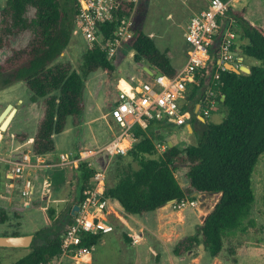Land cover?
Returning a JSON list of instances; mask_svg holds the SVG:
<instances>
[{
  "label": "trees",
  "instance_id": "trees-1",
  "mask_svg": "<svg viewBox=\"0 0 264 264\" xmlns=\"http://www.w3.org/2000/svg\"><path fill=\"white\" fill-rule=\"evenodd\" d=\"M133 8V2L120 0L112 21L101 25L105 40L113 38L119 20L130 15ZM77 12V0H5L0 9V51L3 47L10 50L4 62H0L1 81L3 84L21 81L33 98L42 99V113L29 151L34 155L52 153L54 135L64 130L69 117L75 123L79 119L83 110L84 76L98 70L108 75L114 72L111 57L99 45L85 46L82 75L62 59L61 53L74 36ZM134 13H137L136 7ZM227 14L235 20L240 37L246 40L238 48L241 56L253 60L250 72L236 73L226 68L219 70L218 78H214L220 43L217 39L223 29L218 27L206 65L187 81L190 86L187 100L200 103L198 111L205 121L196 117L190 108L192 104L187 101L182 104L194 124L201 127L196 143L183 149L175 144L169 146L163 132L169 128L159 123L155 126L152 123L146 131L135 127L136 141L125 155L113 158L116 179L112 184L107 182L106 194L129 215L154 211L172 200L218 194L195 233L182 237L174 246L176 255L202 246L211 257H220L227 231L246 230L254 225L251 210L255 197L251 176L264 152V27L245 19L243 11L234 12L231 5ZM15 40L17 46L13 45ZM122 44L134 51L136 62L145 60L156 71L170 76L176 73L167 56L140 28L132 27V36ZM235 47L234 44L232 51ZM205 100L207 105L209 100H217L221 105L224 114L221 122H207L208 117L202 111ZM157 143H165L162 153L157 152ZM182 168L185 169L183 186L175 176ZM75 170L79 201L93 168L81 162ZM2 188L3 174L0 172V194ZM71 207L56 219L51 209L52 223L37 229L33 235V241L40 239L42 243H33L28 254L9 264H51L57 259L61 254V229L64 223L71 222ZM12 214L18 217L20 211L11 213L1 205L0 199V224L9 222ZM8 225L13 227L12 234L19 233V222ZM80 236L79 246L92 247L101 234Z\"/></svg>",
  "mask_w": 264,
  "mask_h": 264
},
{
  "label": "rangeland",
  "instance_id": "rangeland-1",
  "mask_svg": "<svg viewBox=\"0 0 264 264\" xmlns=\"http://www.w3.org/2000/svg\"><path fill=\"white\" fill-rule=\"evenodd\" d=\"M139 1L141 4L144 2V0ZM4 4L5 0H0V9ZM145 7L146 10L143 14V21L140 15L136 17L137 13L133 14V27L134 21L137 27L143 22L141 27L143 31L147 33L152 32L157 42L164 41L167 38H174L179 32L178 23L183 13L177 0H148ZM231 7L234 12H239L242 8H246L247 12L245 18L264 27V0H237L236 2H232ZM219 38H221V34H219L217 39L218 42L220 41ZM70 42L68 47L61 53V57L67 60L72 67L82 75L83 53L87 44L79 35H74ZM17 43L18 41L15 40L13 45L17 46ZM9 53L10 50L3 47L2 51H0V62H4L5 57L8 56ZM251 61L252 60H250V62ZM111 62L114 67V72L111 75H108L105 71L98 70L84 76V89L82 93L83 113L81 119L79 123L74 126L71 124L72 118H68L65 129L54 135L56 151L72 149L77 143L81 146H88V144L89 146H93L92 142L94 139L92 136L98 137V141L95 143H100L110 136V128L113 129V124L110 125L111 127L107 128L108 134L105 129V134L103 135L101 133V131L103 132L102 127L95 116L102 115V120H100L102 125H105V123L111 124L112 121L108 112L118 92L119 82H129L135 79L140 80L143 74V66L134 61V51L127 45L125 46L123 44L118 48L115 55L111 57ZM214 102L211 115L207 118L208 123H219L223 117L221 105L218 104L217 100H214ZM10 103L17 107L18 111L9 128H7L3 134L5 139L2 143L1 151L3 153V151L7 150L10 155L18 156L24 151L30 150L37 123L42 113V99L33 98L31 91L21 81L3 84L0 76V114ZM191 123L195 129L194 132H188L186 125L173 126V128L164 132L166 140L173 142L181 149L195 144L200 135L199 131L201 127L196 124L199 129L198 131L194 121H191ZM17 135H19V137ZM161 144L166 148L165 143ZM158 149L157 152L159 153L165 150L159 149L158 151ZM2 166L3 163L0 164V171ZM184 173V168L175 173L178 182L182 186L184 185ZM114 178L116 179V165H114L113 161L107 171L108 184H112ZM251 180L255 197L251 215L254 220V225L249 226L246 230L236 229L225 233L223 238L224 248L221 253L222 256L219 257L223 264H264V152L259 156L255 164ZM74 192V186L71 184L67 194L72 198ZM217 198L218 194L196 195L194 198L195 205L186 207L182 210V213L191 212L195 217L193 222L194 224L196 223L195 225H193V223L190 225V222L186 225V228L190 230V232L195 229V226L198 225L209 212L217 201ZM29 205L30 208H27L26 206L19 205L17 201L8 205L6 208H8L11 213L16 210L19 211L20 209L22 212L18 217L12 214L9 222L0 224V231H4L5 227L10 222L12 224H14V222L23 224L21 228L25 231L32 226L34 229L40 227L41 224L38 225L37 223L44 218L48 224L52 222L50 216L51 208H49L51 205H48L47 209L39 210L42 212H36L34 210V208L36 209V207H38L36 199L34 202H29ZM117 205L122 209L118 203ZM65 210L66 207L63 209L55 208V211L53 210V215L60 213L59 216H61ZM165 212L172 213L176 212V210H173L167 205ZM121 213L122 212L117 216H115V214L112 215L114 224H117L122 219L119 217L122 215ZM135 217L139 216L135 215ZM66 225L67 223L63 224L61 231L65 229ZM33 243L40 244L42 241L40 239H34L28 246L0 250V264H9L25 256L30 252ZM112 250L113 248L109 245L108 241L106 244L92 246L90 248V255L93 257V260H96L95 264H117V260L113 259L110 255ZM69 259V257L64 258V260L70 262L68 264H80L74 259ZM51 264L57 263L54 260Z\"/></svg>",
  "mask_w": 264,
  "mask_h": 264
},
{
  "label": "built area",
  "instance_id": "built-area-1",
  "mask_svg": "<svg viewBox=\"0 0 264 264\" xmlns=\"http://www.w3.org/2000/svg\"><path fill=\"white\" fill-rule=\"evenodd\" d=\"M128 1L134 3L133 11L119 20L113 38L105 40L101 25L112 21L120 0H77L78 12L74 20L73 35L81 36L90 47L99 45L106 50L108 57L114 56L123 41L132 36V18L137 0ZM234 1L208 0L204 9L190 17L185 33L188 43L186 61L173 76L163 73L156 75L154 70L150 80L117 92L108 113L117 131L105 143L98 147L83 148L77 154L61 153L58 160L50 164L76 167L79 163L86 162L93 168L89 182L82 191L79 208L61 236V254L55 259L57 264L65 257L79 262H84V257H89L91 247L79 246L81 234H105L113 230L110 217L123 211L118 207V202L106 194L107 171L112 159L125 155L136 141L135 127L147 130L153 122L182 126L191 119L189 111L183 109L179 101L185 97L187 81L206 65L209 47L219 27L218 18L227 13ZM235 39L236 33L230 28L222 34L214 78H218V71L226 69L225 65L235 59L232 51ZM214 103V100H209L207 105L205 100L202 109L205 117L210 115ZM156 148L165 149L161 143H157ZM0 159L9 164L11 177L21 179V196L24 199L22 205L28 206L34 185L27 172L43 166L45 162L40 160L39 155L31 152ZM169 204L173 210L179 211L194 206L195 201L183 198L169 201Z\"/></svg>",
  "mask_w": 264,
  "mask_h": 264
},
{
  "label": "crops",
  "instance_id": "crops-1",
  "mask_svg": "<svg viewBox=\"0 0 264 264\" xmlns=\"http://www.w3.org/2000/svg\"><path fill=\"white\" fill-rule=\"evenodd\" d=\"M236 1L237 0H235L234 2ZM177 2L180 4L181 10L183 13L178 23L179 32L176 34L174 38H167L164 41L157 42L152 32L147 33L143 31V29L141 28L143 22H141L140 26L138 27L144 33H146L153 39L156 48L167 56V58L170 61L171 66L176 71H178L184 65L186 61V52L188 48V43L186 42V39H185V33H186L189 19L192 15L204 9L207 6L208 0H177ZM147 3H148V0H144L143 4H141L139 0H137V3H136V8H137L136 17L140 15L142 17V21H143V14L146 10L145 5ZM241 11H243V17L245 18V14L247 12L246 8H242ZM135 23L136 22L134 21V27H137ZM218 24H219V28H223L221 30L222 34L229 28L232 29L234 32L237 31V29L239 30V28L236 26L237 24L235 23V20L227 13L224 16L219 18ZM235 33H236V39H235L234 44L236 47L233 50L235 59L229 63L237 68H239L240 66H243L249 69V72H250V67L253 64L252 62L253 60L250 62L251 60L250 58L241 56L239 54L240 49L238 48L239 45L245 44L246 40L240 37V33L238 31ZM137 63H140L143 66V69H142L143 74H142L141 79L140 80L135 79L129 82L128 81L119 82L118 91L120 89H126L130 85H134L139 82L148 81L151 79L152 74L155 69L149 65L148 69H150V71L152 72L151 74H149L144 69V67L147 66L148 62H146L145 60H140ZM225 67L227 68V65H225ZM240 72L244 73L243 70H240ZM189 91H190V86L186 85L185 94H184L185 97L184 99H181L179 102L181 105L186 101L188 104H192L190 108L193 109V111L196 113V117L200 121L204 122L205 119L201 116V114H199V111H198L200 108V103L192 102V100L190 99L187 100V94ZM82 113L83 112H81V115ZM81 115L79 116V119L77 120L76 123L72 117H69V118H72L71 124L75 126L77 123H79L81 119ZM101 116L96 115L95 118L96 120H99V124L102 127L103 132L101 131V133L104 135L105 129H106V133L108 134L107 128L111 127L110 125H112L113 123L111 124L105 123L106 126L102 125V123H100L101 122L100 120H102ZM191 121L192 120L189 119L188 122L185 124L188 132H194L195 130L194 127L192 126ZM10 124L8 125L7 128H9ZM156 124H158V122H153V126H155ZM159 124L161 126H167V128H169L165 130L163 129V132H165L166 130H170L171 128H173V126H176L174 124H162V123H159ZM195 126H196V129L199 131L197 125ZM110 130H111L110 136L106 140L101 141L100 143H95L98 141V137L92 136V138L94 139L92 142L93 146H89V144L88 146H81L77 143L75 146H73L72 149L58 150V151L54 149L52 153L39 155L40 160L45 162L44 165L27 172V176L32 178L33 185H34V192H33V195L30 197L29 202H34L35 199L37 200L38 207H36V209L34 208L36 212H42L39 210L47 209L48 205H51V207L49 208H51L54 211H55V208L63 209L65 207L67 210V208L70 205L73 206L75 203H79L80 200L77 201L79 186L77 183L76 172H75L76 171L75 169L77 168V166L76 167L50 166V164L52 162H56L58 160L59 154L61 153L77 154V152L83 148L101 146L113 134L116 133L117 128L113 124V129L110 128ZM143 131H146V130H143ZM3 132L4 131H0V143H1V139L4 136ZM2 143H1V146H2ZM171 143L172 145L174 144L173 142ZM29 151H24V152H29ZM0 154H1L0 157L14 156V155H10V153L7 150L3 151V153L1 151ZM2 163H3V166L0 171L3 174V188L0 194L1 205L4 207H7L8 205H11L14 201H17L19 205H22L24 201V199L21 196L22 181H20L21 179L11 177L9 164H7V162L0 159V164ZM71 184L74 186V189H75V192L72 198L71 196H68L67 194L68 189L71 186ZM167 205L168 207L172 208L169 202H167L166 204L155 209L154 211L146 212L141 215L140 214L129 215V214H126L122 210L123 211L121 213L122 215L119 216L122 219L121 220L119 219L120 221L117 224H114V221L111 216L110 219L113 223V230L108 233L101 234L99 240L97 241L95 245L106 244V242L109 241V245H111L113 248L112 252H110L111 253L110 255L112 256L113 259L117 260V264H223L221 260L219 259V257H211L209 253L206 252L202 246H197L193 248L192 250L184 252L181 255H176L173 252L174 246L177 244V242L182 237L189 236L195 233L196 227L203 222L206 215L203 217L201 222L195 226V229L192 232H190V230L186 228V225L188 224V222H190V225L191 223L194 222L195 217L193 216V214L191 212L182 213V210L172 212V213H166L165 210H166ZM26 207L30 208V205L28 204V206ZM66 210L63 214L66 213ZM21 212L22 211H20V213ZM70 213H71V210H70ZM59 214L53 215V219H56L57 217L59 218L60 217ZM135 215H138L139 217H135ZM251 215H252V210H251ZM72 217H73V214H71V220H72ZM51 223L52 222H50V224ZM37 224L38 225L41 224L40 227H38L37 229L44 227L46 225H50L48 224L45 218L43 220H40V222H38ZM68 224L69 223H67V225ZM195 224L193 223V225ZM22 225L23 224L19 226L18 228L19 233L16 235L31 234L32 235V239L30 242L31 244L33 242L34 232L37 229H34V227L31 225L32 227H29L25 231L23 230V228H21ZM12 229L13 227L7 224L4 231H0V236L14 235L12 234ZM64 230L65 229L62 230L61 236ZM5 248H12V247H0V250L5 249ZM70 259L72 260V258ZM95 261L96 260L95 259L93 260V257L89 255V257H84V262H79V261L78 262L80 264H95ZM68 263H70L68 260L63 259L60 264H68Z\"/></svg>",
  "mask_w": 264,
  "mask_h": 264
},
{
  "label": "water",
  "instance_id": "water-1",
  "mask_svg": "<svg viewBox=\"0 0 264 264\" xmlns=\"http://www.w3.org/2000/svg\"><path fill=\"white\" fill-rule=\"evenodd\" d=\"M227 68L230 70H233L235 72H240V70H243L244 73H248L249 69L240 66L239 68L233 66L230 63H227ZM149 63H147V66L144 67V69L151 74L152 72L150 69H148ZM161 74V72L156 71V75ZM223 98V96H222ZM17 108L13 106L11 103L8 104L5 109L0 114V131H5L10 124L11 120L13 119ZM224 115V114H223ZM202 118V117H201ZM203 119V118H202ZM168 145L171 146V141H168ZM196 195V193H194ZM78 203H75L71 208V214H74L75 211L78 210ZM32 235H8V236H0V247H23L28 246L31 242Z\"/></svg>",
  "mask_w": 264,
  "mask_h": 264
}]
</instances>
